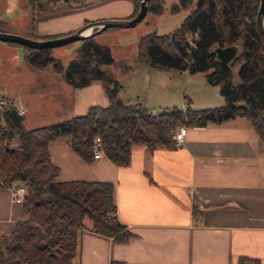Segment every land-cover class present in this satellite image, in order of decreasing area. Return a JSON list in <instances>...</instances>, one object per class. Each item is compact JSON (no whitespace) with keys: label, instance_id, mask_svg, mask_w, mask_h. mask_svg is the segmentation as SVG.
Wrapping results in <instances>:
<instances>
[{"label":"trees","instance_id":"trees-1","mask_svg":"<svg viewBox=\"0 0 264 264\" xmlns=\"http://www.w3.org/2000/svg\"><path fill=\"white\" fill-rule=\"evenodd\" d=\"M73 1L27 0L28 36L39 38L34 34L35 17L73 7ZM132 2L134 10L129 17L136 14L140 0ZM258 5L259 0H203L196 7L195 0H174L170 11H187L181 23L167 33L150 31L137 37L136 63L204 72L206 81L217 84L224 99L214 107L188 105L184 110L164 107L152 112L139 101L122 100L117 95L120 83L112 72L118 60L94 35L79 40L66 63L52 56L50 47L4 42L21 47L30 67L50 66L73 87L101 81L108 102L31 129L23 127L15 105L0 106V186L22 183L26 187L22 200L26 217L0 237V264H72L78 233L84 228L118 242L132 236L117 217L112 182L57 180L58 166L51 161L48 144L58 136L66 135L70 148L87 163L93 160V145L99 140L103 154L116 166L129 164L134 145L150 151L174 148L172 132L180 124L204 126L243 116L264 141V36L256 24ZM164 7L163 0L147 2V12L160 14ZM0 31H14L3 17ZM226 46L237 49L223 62L216 48ZM196 208L194 203L193 212L199 215Z\"/></svg>","mask_w":264,"mask_h":264},{"label":"crops","instance_id":"crops-1","mask_svg":"<svg viewBox=\"0 0 264 264\" xmlns=\"http://www.w3.org/2000/svg\"><path fill=\"white\" fill-rule=\"evenodd\" d=\"M71 3L73 7L35 17L34 34L39 38L67 34L86 20L126 18L134 10L132 0ZM1 8L0 17L10 23L7 4ZM23 22L27 29L23 35L28 36V15ZM102 32L115 38L120 33L116 28ZM120 41L117 46L123 47ZM125 63L118 61L112 67L117 79L118 66ZM1 93H7L15 107L24 108L25 129L84 114L91 105L108 102L101 81L73 87L51 67H30L21 47L4 42H0ZM219 96L204 108L222 105ZM48 152L58 166L59 181L112 182L117 217L132 232L126 241L118 242L82 229L72 264H264V141L245 117L186 126L179 147L150 151L134 145L126 166H116L104 154L83 161L66 135L51 141ZM194 203L199 215L193 212ZM25 217L10 188L0 186V237Z\"/></svg>","mask_w":264,"mask_h":264},{"label":"rangeland","instance_id":"rangeland-1","mask_svg":"<svg viewBox=\"0 0 264 264\" xmlns=\"http://www.w3.org/2000/svg\"><path fill=\"white\" fill-rule=\"evenodd\" d=\"M163 1L165 7L162 13L147 12L136 25L128 28H116L120 32L118 37L108 36L107 32H100L94 36L97 42L110 47L112 57L122 63L128 62V65L125 63V65L118 66L121 74L118 77L120 87L117 95L124 101H145L149 106L148 110L152 112H159L167 105L182 109L187 108L188 105L191 108H204L208 106L207 104H214L215 98L220 97L219 86L208 83L204 72L143 66L144 64L141 65L134 61L136 41L140 34L150 31H155L158 34L167 33L176 28L186 15L187 11L183 9L170 11L169 5L174 0ZM5 4L12 15L9 20L12 30L27 34V29L23 27V21L28 15L27 0H0V12L3 9L2 5ZM119 40H121V44H124L123 47L117 46ZM79 44L74 41L52 47L51 54L65 63L72 56V49ZM123 59H126L125 62L122 61ZM137 64L139 66H136ZM4 67L5 65L2 64V68Z\"/></svg>","mask_w":264,"mask_h":264},{"label":"water","instance_id":"water-1","mask_svg":"<svg viewBox=\"0 0 264 264\" xmlns=\"http://www.w3.org/2000/svg\"><path fill=\"white\" fill-rule=\"evenodd\" d=\"M203 0H195V6H199ZM148 0H140L139 8L136 14L126 18H105L88 21L73 32L52 37V38H32L13 31H0V42H17L21 45L31 48L56 47L68 44L70 42L79 41L87 36L95 35L108 27L128 28L136 25L147 13ZM256 24L259 31L264 36V0H259L256 15ZM236 46H226L216 48L218 59L228 62L236 53Z\"/></svg>","mask_w":264,"mask_h":264},{"label":"built area","instance_id":"built-area-1","mask_svg":"<svg viewBox=\"0 0 264 264\" xmlns=\"http://www.w3.org/2000/svg\"><path fill=\"white\" fill-rule=\"evenodd\" d=\"M8 105H14L13 99L7 94V93H1L0 94V106H8ZM16 112L19 115H22L24 113L23 107H16ZM186 128V125L180 124L177 125L173 132H172V139L174 142V147H179L184 142V130ZM103 154L101 149V144L99 140H96L93 145V158H98ZM10 193L12 200L16 202H21L24 198L26 187L22 183H14L10 187Z\"/></svg>","mask_w":264,"mask_h":264}]
</instances>
